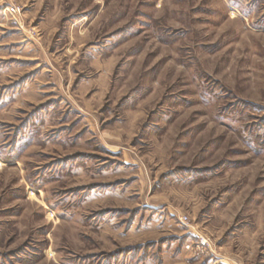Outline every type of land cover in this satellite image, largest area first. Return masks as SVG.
I'll return each instance as SVG.
<instances>
[{
  "label": "rangeland",
  "instance_id": "obj_1",
  "mask_svg": "<svg viewBox=\"0 0 264 264\" xmlns=\"http://www.w3.org/2000/svg\"><path fill=\"white\" fill-rule=\"evenodd\" d=\"M0 264H264V0H0Z\"/></svg>",
  "mask_w": 264,
  "mask_h": 264
},
{
  "label": "built area",
  "instance_id": "obj_2",
  "mask_svg": "<svg viewBox=\"0 0 264 264\" xmlns=\"http://www.w3.org/2000/svg\"><path fill=\"white\" fill-rule=\"evenodd\" d=\"M205 240L202 236H199L198 244L197 245H204ZM187 247L191 248V244H188Z\"/></svg>",
  "mask_w": 264,
  "mask_h": 264
}]
</instances>
